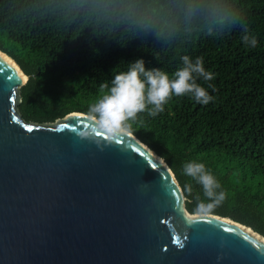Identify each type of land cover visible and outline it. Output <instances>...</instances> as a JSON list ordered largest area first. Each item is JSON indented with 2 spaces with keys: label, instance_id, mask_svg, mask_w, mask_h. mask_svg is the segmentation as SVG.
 <instances>
[{
  "label": "trees",
  "instance_id": "trees-1",
  "mask_svg": "<svg viewBox=\"0 0 264 264\" xmlns=\"http://www.w3.org/2000/svg\"><path fill=\"white\" fill-rule=\"evenodd\" d=\"M243 26L257 47L244 45ZM0 37L29 75L19 109L34 121L88 112L84 100L136 59L171 75L182 55L203 57L214 78L196 79L212 102L173 96L158 115L140 113L131 130L173 167L190 211L208 202L182 171L195 160L227 194L212 212L264 234V0H0Z\"/></svg>",
  "mask_w": 264,
  "mask_h": 264
},
{
  "label": "water",
  "instance_id": "water-1",
  "mask_svg": "<svg viewBox=\"0 0 264 264\" xmlns=\"http://www.w3.org/2000/svg\"><path fill=\"white\" fill-rule=\"evenodd\" d=\"M21 72L0 48V264H264V234L195 216L173 167L131 129L98 145L78 134L86 111L23 117Z\"/></svg>",
  "mask_w": 264,
  "mask_h": 264
},
{
  "label": "clouds",
  "instance_id": "clouds-1",
  "mask_svg": "<svg viewBox=\"0 0 264 264\" xmlns=\"http://www.w3.org/2000/svg\"><path fill=\"white\" fill-rule=\"evenodd\" d=\"M240 19L243 20L242 14ZM241 39L246 47H257V37L250 33L247 26L242 28ZM180 60L182 66L171 75L162 68H147L142 58L128 63L126 69H115L110 83L106 80L100 84L101 95L89 105L88 118L92 126L80 131L79 136L98 145L116 143L130 131L131 122L140 113L147 111L150 116L158 115L173 96L191 94L199 104L212 102L213 97L196 79L202 77L205 81H211L214 78L213 73L205 69L203 57L193 59L189 55H182ZM182 171L202 187L208 201H198L195 216L211 214L226 199V192L218 191L221 185L204 163L195 160L186 162ZM185 187L191 194L192 186L189 184ZM220 259L223 257H218Z\"/></svg>",
  "mask_w": 264,
  "mask_h": 264
},
{
  "label": "rangeland",
  "instance_id": "rangeland-1",
  "mask_svg": "<svg viewBox=\"0 0 264 264\" xmlns=\"http://www.w3.org/2000/svg\"><path fill=\"white\" fill-rule=\"evenodd\" d=\"M0 39H1V37H0ZM8 46V45H7ZM76 91H77V89H76ZM80 91V90H79ZM77 93H80V92H77ZM75 93L74 92H72V95H74ZM99 95H101L100 94V92L97 94H95V97H92L90 100L88 99V98H86V100H84L85 101V103L87 102L88 104H90V103H93L96 99H97V97L99 96Z\"/></svg>",
  "mask_w": 264,
  "mask_h": 264
},
{
  "label": "bare ground",
  "instance_id": "bare-ground-1",
  "mask_svg": "<svg viewBox=\"0 0 264 264\" xmlns=\"http://www.w3.org/2000/svg\"><path fill=\"white\" fill-rule=\"evenodd\" d=\"M5 55V54H4ZM12 62H13V60H12ZM17 68L18 69H20L18 66H17ZM22 73V72H21ZM22 75H23V77H24V80H26V79H28V76H27V74H25V73H22Z\"/></svg>",
  "mask_w": 264,
  "mask_h": 264
},
{
  "label": "snow or ice",
  "instance_id": "snow-or-ice-1",
  "mask_svg": "<svg viewBox=\"0 0 264 264\" xmlns=\"http://www.w3.org/2000/svg\"><path fill=\"white\" fill-rule=\"evenodd\" d=\"M153 167H155V165H153Z\"/></svg>",
  "mask_w": 264,
  "mask_h": 264
}]
</instances>
